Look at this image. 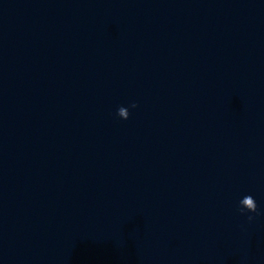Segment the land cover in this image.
I'll use <instances>...</instances> for the list:
<instances>
[{
  "label": "clouds",
  "instance_id": "9594fccd",
  "mask_svg": "<svg viewBox=\"0 0 264 264\" xmlns=\"http://www.w3.org/2000/svg\"><path fill=\"white\" fill-rule=\"evenodd\" d=\"M138 107V104L136 102H132L129 107H124V106H120L117 109V116L119 118H121L122 120H127L130 116V111L129 108L131 109H135ZM239 211L240 213L246 214V213H254L256 215H259L260 213L258 212V206H257V202L254 199V197L252 195H245L242 199H240L239 201ZM248 220L252 221L255 219V216L253 215H248Z\"/></svg>",
  "mask_w": 264,
  "mask_h": 264
}]
</instances>
